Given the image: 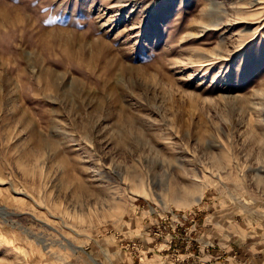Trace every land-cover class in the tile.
<instances>
[{
	"label": "rangeland",
	"instance_id": "rangeland-1",
	"mask_svg": "<svg viewBox=\"0 0 264 264\" xmlns=\"http://www.w3.org/2000/svg\"><path fill=\"white\" fill-rule=\"evenodd\" d=\"M1 12L0 264H264V0Z\"/></svg>",
	"mask_w": 264,
	"mask_h": 264
},
{
	"label": "bare ground",
	"instance_id": "bare-ground-1",
	"mask_svg": "<svg viewBox=\"0 0 264 264\" xmlns=\"http://www.w3.org/2000/svg\"><path fill=\"white\" fill-rule=\"evenodd\" d=\"M2 13V12H1ZM0 13V20L6 21L8 20V15H6L5 13ZM15 24V23H14ZM3 208H0V210H2Z\"/></svg>",
	"mask_w": 264,
	"mask_h": 264
}]
</instances>
